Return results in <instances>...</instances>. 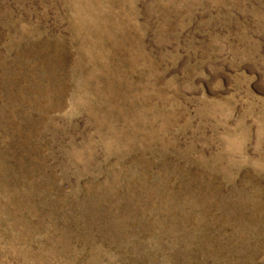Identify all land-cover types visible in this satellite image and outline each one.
<instances>
[{
	"label": "rangeland",
	"instance_id": "374dc122",
	"mask_svg": "<svg viewBox=\"0 0 264 264\" xmlns=\"http://www.w3.org/2000/svg\"><path fill=\"white\" fill-rule=\"evenodd\" d=\"M0 264H264V0H0Z\"/></svg>",
	"mask_w": 264,
	"mask_h": 264
}]
</instances>
